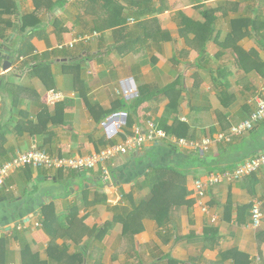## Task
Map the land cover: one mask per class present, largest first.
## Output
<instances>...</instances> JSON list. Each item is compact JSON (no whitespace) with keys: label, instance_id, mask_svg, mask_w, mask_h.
Listing matches in <instances>:
<instances>
[{"label":"crops","instance_id":"0c3cea01","mask_svg":"<svg viewBox=\"0 0 264 264\" xmlns=\"http://www.w3.org/2000/svg\"><path fill=\"white\" fill-rule=\"evenodd\" d=\"M27 35L33 51L16 64ZM50 90L65 96L54 108ZM261 91L264 0H0V168L33 147L91 155L150 120L216 139ZM141 95L156 96L134 108ZM262 153L264 121L202 153L147 142L108 164L114 184L96 170L23 168L0 196V264H264V217L255 228L251 215L264 168L203 200L194 192Z\"/></svg>","mask_w":264,"mask_h":264},{"label":"built area","instance_id":"2783aa9c","mask_svg":"<svg viewBox=\"0 0 264 264\" xmlns=\"http://www.w3.org/2000/svg\"><path fill=\"white\" fill-rule=\"evenodd\" d=\"M100 37L99 33L84 35L76 41L60 46L61 49H74L79 42L88 43ZM63 93L50 90L46 96V103L49 107L54 108L58 103L64 100ZM253 103L256 104L255 111L250 117L233 126L227 134H221L216 139L206 137L201 140H190L186 138H178L174 135L168 134L164 129L160 128L158 124L150 120L146 124V128L134 127L132 135L125 141L108 145L103 150L87 156L75 157H59L52 156L46 151L38 148H31L29 151L18 154L13 160L4 164L0 168V196L6 186L7 180L17 171L32 167L35 169H44L52 172L62 171L64 173L70 172H89L99 171L101 179L106 184H114L115 176L108 164L118 156H126L141 150L147 143H167L171 147L204 152L214 141L230 142L233 138L239 137L245 133L252 132L255 127L264 121V91L259 92L254 98ZM264 168V153L250 158L242 164L233 169H226L220 172L210 173L206 178L197 179L194 182V192L198 199L203 200L210 188L226 183L232 184L244 178H248L261 169ZM123 197L120 196L117 204L122 202ZM264 194L261 197L254 199L251 208L252 224L255 228L260 227L264 214ZM202 210L207 213L208 207L204 206ZM217 217L213 218V222Z\"/></svg>","mask_w":264,"mask_h":264},{"label":"trees","instance_id":"16d2710c","mask_svg":"<svg viewBox=\"0 0 264 264\" xmlns=\"http://www.w3.org/2000/svg\"><path fill=\"white\" fill-rule=\"evenodd\" d=\"M31 40H32V36L31 35H27V36H25L23 39H22V41H21V43H22V45L20 46V48H17V49H15L14 50V52L12 53V52H10L12 55L14 54V56H15V61H16V64H18L19 63V61H21V59H23L24 57H26L27 56V54H28V52H32L33 51V47L31 46ZM10 54V55H11ZM25 59V58H24ZM31 67L30 68H35V66L34 65H30ZM19 68V67H18ZM21 69V68H20ZM141 92V91H140ZM166 91H164V93H165ZM159 93H163V92H158V94ZM156 95H154V96H143V95H141L137 100H136V103H135V106H134V108H139L142 104H144L146 101H148V100H150V99H153V97H155ZM61 103V102H60ZM60 103H58V104H60ZM57 104V105H58ZM56 105V106H57ZM180 126V128L181 127H186V130L184 131V132H187L188 131V129H187V126H185L184 124H182V123H179L178 125H177V127H179ZM171 130H173V129H169V130H165L168 134H171V135H174V136H176V137H178V138H183L185 135H175V131H171ZM119 136H120V134H119ZM103 146H104V144H103ZM105 148V147H104ZM103 148V149H104ZM157 172V174L156 175H153V172ZM158 171H160V168H158V169H156V170H154V171H152L151 172V174H152V176H154L153 178H154V180L156 181V184H155V189H157V187L159 186L158 184H159V182H160V180L164 177V175H159L158 174ZM169 171V170H168ZM167 172V171H166ZM170 172V171H169ZM59 173H64V172H62V171H59ZM75 173H77V174H80V172H75ZM151 174L149 175L150 177H151ZM153 200V198L152 199H150V202ZM46 222H47V220H46ZM58 223H59V225L60 226H62V224H60L61 223V221H60V218L58 219ZM161 223V222H160ZM48 224H49V222H48ZM47 224V225H48ZM46 225V224H45Z\"/></svg>","mask_w":264,"mask_h":264},{"label":"water","instance_id":"95a60500","mask_svg":"<svg viewBox=\"0 0 264 264\" xmlns=\"http://www.w3.org/2000/svg\"><path fill=\"white\" fill-rule=\"evenodd\" d=\"M11 67V63L9 61H6L4 64V70H8Z\"/></svg>","mask_w":264,"mask_h":264}]
</instances>
